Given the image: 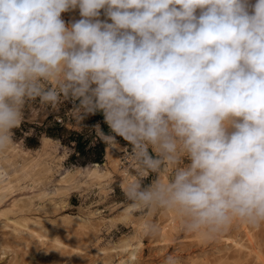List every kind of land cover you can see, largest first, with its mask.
Segmentation results:
<instances>
[{"label":"clouds","instance_id":"obj_1","mask_svg":"<svg viewBox=\"0 0 264 264\" xmlns=\"http://www.w3.org/2000/svg\"><path fill=\"white\" fill-rule=\"evenodd\" d=\"M37 98L78 100V122L101 112L115 135L97 124L100 139L132 146L133 214L209 240L264 227V0H0V152Z\"/></svg>","mask_w":264,"mask_h":264},{"label":"rangeland","instance_id":"obj_2","mask_svg":"<svg viewBox=\"0 0 264 264\" xmlns=\"http://www.w3.org/2000/svg\"><path fill=\"white\" fill-rule=\"evenodd\" d=\"M101 17L104 19L103 15ZM62 18L66 23L80 19L79 9L62 13ZM78 104V100L70 98L62 100L56 107L42 105L39 98L29 102L23 110L21 124L12 129L13 141L17 144L0 152V180L12 186V190L0 203V264H96L98 257H101V261L107 259L110 256L106 254L108 248L116 245L123 235L132 233L136 226L134 222L138 223L143 218L148 223L157 224L159 232L151 236L143 234L142 255L137 264H163L169 254L180 257L182 264L264 263V227L251 231L247 226L253 235L255 247L263 257V260H259L254 252L249 255L240 254L235 246L219 240L220 237L209 240L198 234L185 233L180 227L176 229L173 226L174 215L169 211L134 214L127 211V200L123 192L128 183L125 178L130 172L134 174L135 169L124 160L131 153L132 146L123 138L116 137L119 147L114 148L115 153L111 152L110 157L106 156V146L100 167L112 171L109 177L89 181L70 190L62 188L59 179L67 169L76 171L77 166L93 164H86L88 155L78 154L71 158L76 151L71 131L83 132L95 141L99 136L97 124L102 131V125L94 119V114L85 115L79 122L76 120L72 112ZM104 126L107 128L105 135H115L106 123ZM48 133L57 135L47 139L45 136ZM149 151L151 154V149ZM116 153L120 154L119 157H116ZM85 174L86 170L79 172L78 178L84 179ZM155 178V173H149L142 178V187L150 185ZM11 202H15L20 209L9 214L3 213ZM68 213L83 216L85 221H72L67 218ZM7 215L11 221L14 218H28L32 223L35 221V228L48 233L39 240L36 235L30 237L25 232H14L11 225L5 224ZM243 233L242 224H236L224 235L236 238ZM57 236L78 244L79 248L58 247L55 240ZM165 239L170 240V246L163 242ZM97 248L105 251L97 255ZM116 255L109 257L111 264H117L119 256Z\"/></svg>","mask_w":264,"mask_h":264},{"label":"bare ground","instance_id":"obj_3","mask_svg":"<svg viewBox=\"0 0 264 264\" xmlns=\"http://www.w3.org/2000/svg\"><path fill=\"white\" fill-rule=\"evenodd\" d=\"M101 19H102V17H101ZM45 138H47V139L48 138H52V136L47 135V136H45ZM114 151H115L114 148L110 149L107 146L106 156L110 157L112 155L111 152L115 153ZM119 155H120L119 153H116V157H119ZM115 159H118V158H115ZM100 166H101L100 162H94L93 164H91V166H88V165L77 166V170L76 171H72L70 169H67L66 173L63 174L60 177V179H59V181L61 183V187L66 189V190H70V189H73V188H76V187L78 188L83 183H86V182H89V181L101 180L103 178L109 177L111 175L112 171L110 169H104L103 170V169H101ZM24 169H26L25 166H24ZM33 169H34V167L31 168L32 171H33ZM84 170H86L85 178L84 179L82 178V180H81V179L78 178V173L79 172L82 173ZM124 170H127V169L125 168ZM133 178H134V176L129 174V176H127L125 179L127 180V182H129V180L133 179ZM11 190H12L11 184H5L3 181L0 180V203H1V201L4 200V197ZM56 203H57V201H56ZM8 206L9 207L3 213L9 214V212H11V211L13 212V211H17V210L20 209L19 206H17V204L15 202H11L10 205L8 204ZM126 210L129 211V212L132 211L128 206L126 207ZM172 214L174 215L173 218H172L173 219V226L177 229V228L180 227V220L174 213H172ZM66 216H67L68 219H70L72 221H77V222L78 221H82V222L85 221V218H83V216H80V215L68 213ZM6 218H7V222L5 224L8 225V226L11 225V227H13V231L14 232H18V233L25 232V233H27V235L29 234L30 237H32V235H36L39 238V240H40V238L45 237L46 234L48 233V231H46L47 232L46 234L41 232V231H39L37 229V227L35 228L34 225H33L36 222L33 221V223H32V222L29 221L28 218H24V220H20V219L14 218L13 221L10 220L11 217L8 216V215H7ZM147 223L148 222L146 221L145 218L141 219L138 223L134 222V224H136L134 231L132 233H130V234L123 235L121 237V239L116 243V245L111 246L110 248H108V251H107L106 254H109L112 257H113V254H117L119 256L117 264H137V262L140 260L141 255H142L141 251H142V247H143V244H144V242L142 241V236L145 233L144 226ZM42 224H44L43 221H42ZM242 226H243V232H244L243 235H239V237H236V238L232 237V236H229V235L228 236L227 235H223V236H221L219 238V240L224 242V244L226 243L227 245H231L233 247L235 246L240 254H248L249 255L252 252H254L256 254V257L259 260H263V257L261 256L260 251L255 247L256 245H254L253 235L250 232L251 229L249 228L250 230H248L247 225L242 224ZM180 229H181V227H180ZM44 230H45V228H44ZM20 236H21V234H20ZM53 236H56V235H53ZM23 237H25V236H23ZM51 238L49 237V239H51ZM47 240H48V238H47ZM55 240L58 243V247L59 246H62V247L67 246V248H70L69 246L74 247V248L78 247V244H75V243L73 244L71 242L65 241L66 239L64 240V238L62 239V238H60V236L59 237L57 236L55 238ZM169 241H170L169 239H165L163 242L166 244V246H168L169 243H170ZM165 244H163V246ZM75 245H77V246H75ZM74 248H71L72 251L74 250ZM164 248H165V246L163 247V249ZM103 251H105V250L102 249V248H99L98 250H96V254L100 255V252H103ZM112 252H114V253L112 254ZM248 255H245V256L247 257ZM109 257L107 259H103L102 261L100 260L101 257H98L96 259V261H97L96 264H111L112 260L109 259ZM246 257H245V259L248 258V257L247 258ZM203 263H205V262H203ZM193 264H196V263H193Z\"/></svg>","mask_w":264,"mask_h":264},{"label":"trees","instance_id":"obj_4","mask_svg":"<svg viewBox=\"0 0 264 264\" xmlns=\"http://www.w3.org/2000/svg\"><path fill=\"white\" fill-rule=\"evenodd\" d=\"M94 119L97 121H100L101 129L104 134H107V128L104 126V117L101 112H96L94 114ZM49 136L55 137L57 133H48ZM71 137L72 140H75V148L76 151L71 155V158L76 157L78 154H81L83 156L88 155V162H103L104 161V156H105V150L107 144L100 139L99 136H97V140L95 141L91 136H86L85 133L83 132H78L75 130L71 131ZM119 137V136H116ZM122 138V137H119ZM38 143H36L37 145ZM33 146V144L31 145Z\"/></svg>","mask_w":264,"mask_h":264},{"label":"crops","instance_id":"obj_5","mask_svg":"<svg viewBox=\"0 0 264 264\" xmlns=\"http://www.w3.org/2000/svg\"><path fill=\"white\" fill-rule=\"evenodd\" d=\"M151 154H152L153 156H155V153H152V151H151Z\"/></svg>","mask_w":264,"mask_h":264},{"label":"built area","instance_id":"obj_6","mask_svg":"<svg viewBox=\"0 0 264 264\" xmlns=\"http://www.w3.org/2000/svg\"><path fill=\"white\" fill-rule=\"evenodd\" d=\"M130 154V153H129Z\"/></svg>","mask_w":264,"mask_h":264}]
</instances>
